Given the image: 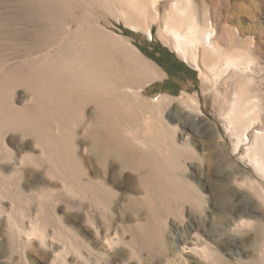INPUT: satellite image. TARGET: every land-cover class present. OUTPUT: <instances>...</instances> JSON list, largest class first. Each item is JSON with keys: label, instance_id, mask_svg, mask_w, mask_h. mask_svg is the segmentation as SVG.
I'll return each instance as SVG.
<instances>
[{"label": "bare ground", "instance_id": "obj_1", "mask_svg": "<svg viewBox=\"0 0 264 264\" xmlns=\"http://www.w3.org/2000/svg\"><path fill=\"white\" fill-rule=\"evenodd\" d=\"M68 1L29 0L37 11L33 9L37 13L38 27L42 29L35 39L33 37L35 42L27 50L24 48L25 52L18 56L19 59L9 55L0 57V169L10 166L12 170H17L12 171L16 173L32 166L30 171L38 168L53 177V174L60 176L64 180L63 185L65 183L63 187L70 190L68 192H80L84 189L85 181L78 175L76 162L82 160L81 156L84 158L85 154L104 164L110 159L118 160L136 172L142 186L141 197L128 198L126 204L125 198L121 200L123 206L134 211L139 210V207L150 206V215L158 217L162 216L165 211L161 209L167 205L183 210L186 202H190L197 207L201 198L198 195H186L177 176L180 172L176 170L186 165L184 161L181 162L179 149L169 139L168 126L162 116V106L170 102L163 94L156 98L157 102L147 100L143 95L146 85L164 78L166 73L129 36L110 30L102 22V15L109 13L127 26L141 29L151 36L150 24L158 19V0H76L79 8L87 10L83 13L87 16L80 15L82 17L77 16L78 12L75 14L69 10L71 6H68ZM171 1L164 15V29L171 35L175 51L191 63L200 76L215 80L222 71L230 68L238 71L233 70L235 73L240 71L246 75L243 76L245 80L239 83L240 87L238 85L239 88L234 91V98L228 103L226 118L228 129L234 127L233 132L237 134L236 146L247 144L244 156L258 175L264 178V126L262 130L252 129L251 135L249 130L256 121L259 123L261 107H258L259 100L256 101L254 95L246 92L251 82L255 83L253 76L260 65L255 47L235 45L232 49L222 48L213 40V27L209 23L201 25L197 21L193 14V0ZM10 2L23 6L25 1ZM19 12L1 14L0 30L1 26L12 25L14 21L25 18ZM74 20L77 21L76 26ZM0 38L9 37L1 32ZM116 52H119L121 59L116 56ZM134 58L144 64L152 62L155 70L149 71L138 62L136 64ZM194 97L188 96L199 107ZM199 114L203 112L200 110ZM7 137L18 140L17 150L9 146ZM38 156L47 160L48 164L42 163ZM74 158L77 161L73 162ZM68 175L74 178L72 183L66 182ZM227 179L233 193L253 191L264 199V184L250 175L244 174L239 178L232 174ZM6 182L2 184L3 187L7 185ZM73 185H78L80 190L75 191ZM105 196L106 199L100 196L101 200H98L106 202L108 195ZM22 197L19 199L25 200ZM251 198L252 195H249L247 199ZM254 213V209L236 212L224 226L221 225V229L216 232L213 230L214 233L211 230L201 232V229L193 227L184 241L194 262L229 264L216 247L224 243L229 244L228 248L230 245L236 246L247 235L248 238L253 235L252 239H257L264 226L250 218ZM38 215L37 212H29L31 223L36 222L38 225L35 228L31 224L33 227L27 236L30 238L32 234H38V238L44 239L46 227ZM117 237L116 232L107 234L105 245L109 253L92 264H126L124 255L112 252L122 245ZM260 241L256 248L264 260V238ZM62 252L55 251L50 264H68L67 260L61 258ZM166 261V264H172Z\"/></svg>", "mask_w": 264, "mask_h": 264}, {"label": "rangeland", "instance_id": "obj_2", "mask_svg": "<svg viewBox=\"0 0 264 264\" xmlns=\"http://www.w3.org/2000/svg\"><path fill=\"white\" fill-rule=\"evenodd\" d=\"M23 1V6H16L15 3L14 6L10 0H0V15L8 11H20L25 15L21 21L1 26L0 33L9 37L3 40L0 38L1 58L13 56L19 59L18 56L25 52L24 48L27 50L35 42L38 31L42 29L37 24L35 7L29 0ZM27 2L30 4H26ZM69 2L72 13L78 12V17L87 16L83 14L86 9L79 8L76 0H69L67 4ZM170 3L171 0L157 1L158 19L150 24L151 36L141 29L127 26L109 13L102 15V22L110 30L129 36L166 73L164 78L146 85L143 95L151 101H156L161 94L167 96L170 103L162 106V116L168 126L169 139L179 149L181 162L184 161L186 165L182 166L183 169L180 167L178 169L181 170H176L180 172L177 176L186 195H198L201 203L196 207L186 202L183 210L167 205L161 209L165 211L160 216L162 218L151 216V209H148L150 206L139 207L136 212L121 204V200L125 198L126 204L128 198L138 199L142 195V186L136 172L118 160L110 159L104 164L85 154L84 158L81 156V161L73 159V162L77 161L78 175L85 181V190L82 188L81 191L77 188L78 185H73L75 191L79 189L80 192H68L70 190L63 187L65 183L63 185L64 180L60 176L53 174V177L38 168L30 171L32 166L20 170L24 171L21 173H14L17 170H12L10 166L2 167L0 183L2 185L7 181V185H0V264H50L55 251H63L61 258L67 260L68 264H92L108 255L105 237L110 232H116L122 244L112 252L124 255L126 264H166V260L172 264H204L194 262L185 247L184 240L194 228L201 229V232H216L236 212L252 209L255 213L250 218L264 226V199L253 191L233 193L227 179L232 174L239 178L246 174L264 184V178L258 175L244 156L247 144L236 146L237 134L233 132L234 127L228 129L226 118L228 103L234 98V91L246 75L240 71L235 73L238 71L230 68L222 71L221 76L215 80L200 76L199 71L175 51L173 39L164 29V15L168 12ZM193 4V14L197 21L201 25L209 23L213 27V40L219 46L227 49H232L235 45L255 47L261 66L254 73L255 83L251 82V87L248 86L246 92L254 95L256 101L259 100L257 103L261 108L258 110L260 121H256L249 129L250 135L253 130L264 129V0H193ZM95 17L94 15L93 18ZM73 22L76 26L77 21ZM116 53L121 59L119 52ZM137 62L149 71L155 70L152 62L144 64L136 58L135 63ZM201 66L205 69L203 63ZM188 96H195L199 107ZM200 110L203 114H199ZM6 139L9 146L17 150L18 140L14 137ZM38 159L48 164L42 157ZM72 180V176H66V182ZM105 195H108L107 201L100 202V196L106 199ZM249 195H252L250 200L247 199ZM21 196L25 200H20ZM29 212H37L40 221L45 223V240L38 238V234H32L30 238L27 236L33 227ZM33 225L36 228L38 224L35 222ZM263 231H260L257 239H252L253 235L248 238L247 235L236 246L230 245L228 248L229 244L224 243L216 249L229 264H264L256 248L264 238Z\"/></svg>", "mask_w": 264, "mask_h": 264}]
</instances>
